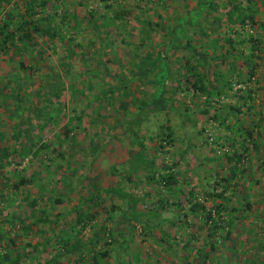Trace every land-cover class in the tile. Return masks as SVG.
Here are the masks:
<instances>
[{"label": "rangeland", "instance_id": "374dc122", "mask_svg": "<svg viewBox=\"0 0 264 264\" xmlns=\"http://www.w3.org/2000/svg\"><path fill=\"white\" fill-rule=\"evenodd\" d=\"M28 1L14 0L1 9L0 26L5 15L13 14L11 30H15L26 16ZM200 1L167 0L163 7L150 3L154 0H51L34 19L45 18L42 27L58 37L36 35L29 44L19 43L17 49L0 44V160L13 149L20 154L26 149L17 161L9 163V156L0 167V233L14 238L20 229L16 240L21 249L28 243L50 241V252L44 258L25 248L21 264H43L53 257L65 235L63 229L71 241L78 236L86 242L64 264H92L91 257L104 251L105 242L116 241L115 245L127 243L102 264L117 260L130 264H264V0H241L243 9H248L246 15L252 13L254 20L234 28L227 22L226 0H216V6L207 8L199 6ZM108 5L114 10L119 6L130 10L134 19L120 22V26L127 24L126 32L100 26L108 23L106 16L112 17ZM91 12L94 22L88 18ZM189 12L192 17L200 15V20L194 29L187 27L190 46L183 41L176 49L171 28L181 18L189 20ZM150 59L155 64L148 81H137L128 90L119 84L114 94H103L115 85L117 76L128 80L140 62ZM251 61L255 66L252 78ZM193 68L204 75L207 93L188 87L186 80ZM158 93H163L164 109L150 115L140 136L146 158L159 168L163 162L174 166L179 174L170 190L160 180L148 184L144 170L133 174L134 165L127 160L139 146L122 136L126 121L138 113L140 101L150 103ZM249 93L251 99H240ZM67 125L72 131L65 140L61 134ZM168 127L172 143L163 149L161 140L169 134ZM247 133L252 140H244ZM30 139L37 146H52L34 157ZM244 142L249 151L238 168L246 172L233 183L227 199L212 198L223 192L222 179L236 164L227 157L236 151L243 153ZM101 147L106 153L94 162L92 154ZM54 149L59 151L54 153ZM114 169L115 174L110 175ZM21 177L37 182L16 190L12 184ZM119 183L121 195L141 199L135 212L126 199L103 193V207L117 206L110 223L105 222L104 212L93 227L83 229L76 224V216L68 214L95 191L94 184L103 190ZM39 185L45 188L43 193ZM56 196L64 203L55 206L52 200ZM159 200L169 205L154 218ZM214 202L228 210H241L230 240L223 239L228 228L211 238V227L201 213L193 212L198 203L210 210ZM43 211L53 220L59 214L64 216L52 230L36 223ZM214 217L229 220L223 210H215ZM4 219L13 220L16 229ZM103 226L110 228V234L101 233ZM96 232L98 246L90 244ZM213 242L217 246L211 250Z\"/></svg>", "mask_w": 264, "mask_h": 264}, {"label": "trees", "instance_id": "16d2710c", "mask_svg": "<svg viewBox=\"0 0 264 264\" xmlns=\"http://www.w3.org/2000/svg\"><path fill=\"white\" fill-rule=\"evenodd\" d=\"M14 0H0V10L5 8L7 5H10L13 3ZM51 0H29L26 3V16H22V23L19 24L15 30H11L12 26L14 25V16L13 14H7L4 16L3 18V22L2 25L0 26V44L1 46H3V48L5 49H17V46L19 45V43H23V44H29L33 41L34 36H43V37H48V38H56L58 37L56 33H50L48 31H46L43 27H42V22L45 21V18L43 19H38L35 20L34 17L35 15L38 14V10L42 9L44 11V9H46V7L50 4ZM104 3H107L111 0H101ZM153 1V0H151ZM212 2H209L208 0H201L199 2V6L203 7V8H207L209 7H214L216 6V0H211ZM215 1V2H214ZM226 5H225V10H226V16H227V22L228 24H230V27L234 28L235 26L238 27H244L246 22L248 21V19L250 20H254V15L251 13L250 15H246V10L248 9H243L242 7V1L238 0L236 2V0H226ZM249 2H251V0H249ZM150 3H154V5H162L163 7H165V5L167 4V0H154V2H150ZM215 3V4H214ZM108 9L112 10V17L106 16V19L108 21L107 24L103 25L101 24V27H112V28H117L118 30H120L121 28V32H126L127 31V24H123V26H120V22H128L132 19H134L131 15L130 10H126L124 8H122L121 6L118 7V10H114V8L111 5L106 6ZM141 10H143V8H141ZM67 14V13H66ZM192 15V12H189L188 16ZM188 18L189 20H186L185 18H181L179 19L178 24L174 25L171 28V38H172V47H175L176 49L179 48L180 43L183 41H187L188 42V46H190L189 44V36H188V32H187V27H190L192 29H194L195 24H197L200 20V15L199 17H192ZM88 18L91 19V21L94 22L95 20V16H94V12H91L88 15ZM47 19V18H46ZM95 24V28L98 30V27ZM149 26V23H146ZM109 25V26H107ZM99 32V31H98ZM229 43H233L232 39H228L227 40ZM232 48V47H231ZM233 50V48H232ZM163 55V54H162ZM205 55V54H202ZM231 55V51L229 50L227 52V56ZM165 56V55H164ZM147 59V58H146ZM157 61V60H155ZM163 61V60H162ZM146 62V63H145ZM165 62H163L164 64ZM155 63L153 62V59L147 60V61H142L139 64V67L136 68L137 72H133L131 74V76L128 78V80L126 79H122L120 76H117V80L114 86H111L109 90L103 92L106 94H114V92H116L118 90L119 84H120V88L123 89L126 88V90H128V88L133 84L136 83L137 81L140 80H146L147 81L150 79L148 78L149 75H151L153 67L152 65H154ZM162 64V65H163ZM250 72L249 75L250 77H254L255 75V66H253V62L251 61L250 63ZM165 70L167 72V75L169 73V69L168 67L164 66ZM194 71L190 78H187V83H188V87L195 90L196 92H201V93H207V91L205 90L206 86V80L204 78V75L198 71L197 68H193ZM162 76V78L160 77V81L161 82H165L166 80V76ZM117 85V86H116ZM229 87V86H228ZM130 89V88H129ZM124 91V90H123ZM126 92V91H124ZM1 93V91H0ZM252 96L251 94H246V96H240V99H243L244 101H247L248 99H251ZM165 100L163 98V93L160 94L158 93V95L154 96L152 98V101L150 103H148L146 100H141L140 101V106H139V111L136 114V116L129 120L126 121L128 123L124 133L122 134V136H124L126 138V140L131 143V144H137L139 146L138 151L136 152H131V160H127L128 163H130V165H134L132 167V172L134 173H139L142 170H144L146 173H148L147 176V182L148 184L150 183H156L158 180L159 183L163 184L164 187L166 188V190H170V188L174 187L177 184V177H178V173L176 172V170H174V166H166L164 164V162L160 165L161 168H159L154 161H150L148 158H146L145 156V145L143 144L142 138L140 136V129L143 125V123H145L146 121H148L149 117L151 114L157 113L158 111H161L162 109H164V104H165ZM123 108H125L126 110L127 105L125 103H123L121 105ZM238 111H240L238 109ZM19 125H17V130L16 133L19 135L20 134V128H18ZM168 129V135H166L165 138H163L161 140V147L164 149L166 146L171 145L172 143V135L170 134V131H172L171 128H167ZM14 131V129H13ZM72 131V127L70 128V125H67L66 127L63 128V132H62V136L65 140L70 139V133ZM244 137H246V139L244 140H252V136L251 133H247L244 135ZM31 140V139H30ZM31 147H30V151L33 152L34 157H37V155L42 152L43 150H48L52 144H40V145H36L33 143V141H29L28 142ZM165 143V144H163ZM245 142L242 144V152L240 151H236L235 154L233 156H229L227 157L228 161L230 163H232L233 161H235L234 163L235 166L230 168V174L226 177L222 179V183L224 184V190L223 192L216 196L214 194L211 195L212 198L216 199V198H221V199H227L226 198V193L228 191H230L233 185V183H235L238 180V176L240 174H243L246 172V169L240 170L238 168V163L242 162V159L244 157V153H248V148L245 146ZM60 148V147H59ZM36 149V150H35ZM59 150L54 149L53 152H58ZM26 153V149L25 151H23V154H20L18 151H16L15 149H13L11 151V153L6 154L5 158H8L9 156L11 157V162L9 161V163H14L15 161H17V159L19 158V156H23ZM106 153L105 148L101 147L100 149H98L93 155V161H97L99 160L101 157H104V154ZM59 157H64L63 154H59ZM0 160V167L3 168L4 164H3V160ZM157 167L155 170H153V168ZM113 169V168H112ZM160 169V170H159ZM114 170L110 171V175L115 174ZM131 174V173H130ZM129 174V175H130ZM129 181L131 180V177H129ZM7 183H9V180H6ZM30 182H37V180L35 178H31V180H28L24 177H21L20 180L16 183H13L12 185L16 188V190H20L23 189V187L25 188V186H27V184H30ZM221 182V181H220ZM120 185L117 184L115 187H110V188H106V189H99L97 186V184H94L95 187V191H93L89 197H87L85 199V201L82 204H78L76 206H73L71 210L68 211L69 215H75L76 216V224L77 225H81L83 229H86L88 227H93L94 223H96V221L99 220V218L103 215L104 212H107V218L105 220L106 223H110V221H112L114 219V214L113 212L115 211V209L117 208V206H111V207H103V203H105L104 200V195L103 193L106 194H111V195H117L120 198L126 199L127 203H129V205H131V207L129 209H131L132 211H136V207L137 205L140 203L141 199H135L132 198L129 194H123L119 191L120 189L118 188V186ZM97 188V189H96ZM39 190L43 193L45 191V188L42 185H39ZM150 197L148 196H145ZM68 199V198H67ZM54 202V205H58V204H62L64 203V199L63 198H59V197H54V199L52 200ZM159 204L158 206L155 205V214L152 217H156L158 214H160L161 211L166 210L168 205L167 203H164L163 200H159L158 201ZM228 202H230V200H228ZM34 205H37V202L34 201L33 203ZM249 207V206H247ZM218 210L219 212H221V210H223V212H227L228 216H229V220L227 222H224L222 220V218H220L219 220H215L216 218L214 217V211ZM241 210L239 208H232L231 210H228V207L218 204L217 202H214V208L210 209V210H206V208H204L203 205L201 204H196L195 207L193 208V212L194 213H201V218L203 220H205V223L207 225H209L210 228V233L209 236L211 238H215L216 235L219 233L220 230H225L228 228V233L227 236L225 238H223L224 240H230L231 239V235H232V229L234 228L235 222L237 220L240 219V216H236L237 213H239ZM2 211L0 210V218L3 217L2 216ZM64 216L63 214H59L55 217V220L51 219L48 217V214L46 212H41V215L39 216V218L36 220V223H40L43 225H47L50 229H54V226L58 223L59 221V217L60 216ZM14 219V218H13ZM5 220V221H4ZM3 221L5 222V224H7V226H12L11 229H16V227L14 226V222L13 220L10 221L9 219H4ZM108 225V224H107ZM148 226V225H147ZM102 231L101 233H104L105 231H107L108 234L110 231V228L107 229L106 226H103L101 228ZM20 230V229H19ZM19 230H17V233L15 234L14 238H6L3 233H0V264H21L24 259V255L25 252H29L32 255H36L38 253H40L41 256H43V258L48 255L49 248L48 246L50 245V241L49 239H47L44 243L41 244H35L32 245L31 243H28L25 248L22 250L18 243L16 238H18L20 236ZM23 232H25V228H23L22 230ZM42 231V230H41ZM63 233H65V235H63L62 237H60L59 241H58V245H60V248L57 249L56 246H52L54 249L56 248V254L51 257L48 260H45L43 262V264H64L66 262H68L69 257L73 256L74 254H76L77 252H80L81 250H83V248L86 246V242H83L81 238H79L78 236H76V238H74L73 241H71L69 239V232H66L64 229L62 230ZM40 234L43 233L39 232ZM18 234V236H17ZM80 233H78L79 235ZM99 236V232H96V236L94 237V239L90 242V244L92 245H97L100 244V240L98 238ZM115 241V240H113ZM88 243V242H87ZM117 243V241L115 242ZM115 243L109 244L108 242H105L104 244V251L100 252L99 254H94L91 257L92 260V264H102L103 262H105L107 259L110 258L111 254L113 252H115V249L120 248L123 244L127 243V242H123L120 244L115 245ZM216 244L213 242V244L211 245V250L216 249ZM110 247V248H109ZM5 251L4 253L2 252ZM20 250L22 251V253L20 252ZM47 253V254H46ZM82 256V255H80ZM114 264H130L129 261L126 262H119L118 260L116 261V263Z\"/></svg>", "mask_w": 264, "mask_h": 264}]
</instances>
